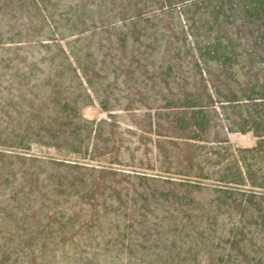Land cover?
Returning <instances> with one entry per match:
<instances>
[{
    "label": "trees",
    "instance_id": "trees-1",
    "mask_svg": "<svg viewBox=\"0 0 264 264\" xmlns=\"http://www.w3.org/2000/svg\"><path fill=\"white\" fill-rule=\"evenodd\" d=\"M51 1L0 0V51L58 46L73 68L68 78L62 65L41 76L20 64V70H0V89L5 91L0 114L6 124L0 136V218L28 217L38 209L36 201L63 198H77L75 214L84 204L99 212L98 197L105 196L104 203L112 206L119 195L116 185L104 182L133 176L179 188L155 186L148 197L158 196L165 203L168 226L180 229L181 246L175 232L168 252L176 248L193 262L180 264H198L199 257L206 258L204 264H264V0H100L128 3L97 9L72 0L76 8L61 10L50 7ZM94 37L139 42L131 51L129 70L138 65L148 69L153 64L149 59L165 57L172 49L188 68L174 75L176 80L164 72L162 86L153 83L143 93L138 90L134 99L139 97L135 101L141 106L134 101L121 108L148 120L151 131L138 123L133 127L142 136L157 137L151 142L161 168L121 162L122 147L115 146L114 135L102 136L105 126L118 127L113 117H83L84 107L98 103L94 77L99 75L91 79L86 63L95 55L70 51L62 43ZM139 54L144 62L136 64ZM162 68L171 72L174 63L164 61ZM84 97L89 102L82 103ZM248 132L258 139L254 147L230 145L231 133ZM39 162L82 173L72 181L62 177L59 189H45L38 196L40 177L32 166ZM124 166L132 172L122 170ZM204 190L213 191L209 202L196 196ZM223 208L231 213L227 218L221 216ZM75 255L84 257L85 251ZM47 256L55 264L61 258L57 250L0 248V264H38Z\"/></svg>",
    "mask_w": 264,
    "mask_h": 264
},
{
    "label": "rangeland",
    "instance_id": "rangeland-1",
    "mask_svg": "<svg viewBox=\"0 0 264 264\" xmlns=\"http://www.w3.org/2000/svg\"><path fill=\"white\" fill-rule=\"evenodd\" d=\"M72 0H52L50 7H57L73 9L77 6L71 3ZM87 1L89 8L97 9V7L117 8L127 4L117 3H103L100 0H82L80 3ZM92 6V7H91ZM172 21V18L166 22ZM47 30V29H46ZM44 32V31H43ZM64 40L63 46L76 52L83 54L87 50H91L95 58L89 63L88 74L92 79L94 74L97 90L95 96V105H88L84 107L82 115L91 120L107 119L113 117V121L117 124L116 129L111 126H105L103 130V137H111L114 135L116 140L115 146L122 147L120 160L126 164H136L147 166L150 164L152 168H161L157 159V151L155 149L156 136L152 133L141 135L134 124H142V127L149 130V122L142 116L121 111V108L129 106L139 97L135 98L138 90L142 93L146 90V85L152 86L153 83L162 86L163 73H171L172 78L176 74L187 73L188 68L181 65L180 60L174 54L167 53L165 57L154 55L148 62L153 64L148 69L141 70V65L138 68L129 70L127 65L133 61L132 50L137 48L139 42L126 43L118 40V38H109L101 40L99 37L88 38L81 40V42ZM36 48L30 50H21V53L8 52L6 50L0 51V70H23L28 68L37 75L41 76L46 73H53L60 70L59 66H64V70L68 78L73 69L70 66V61L66 60L64 54L60 51L58 46H47L46 44H39ZM91 51L87 53L90 54ZM87 54V56H89ZM163 55V54H162ZM139 63L142 60L141 54L138 56ZM8 59H15L14 61ZM135 59V58H134ZM171 60L174 63V70H162L164 61ZM20 64L21 67L17 66ZM75 67V65L73 66ZM140 70V72H139ZM27 71V70H26ZM133 71L134 73L130 72ZM156 75L154 80L147 77ZM176 80V79H175ZM141 88V89H139ZM160 87H157L159 90ZM5 91L0 89V98ZM94 99V98H93ZM89 102V99L84 97L82 103ZM151 101L150 103H153ZM101 104L105 108L101 107ZM141 106L140 101L133 103ZM4 117L0 114V136L6 132V124ZM155 132L156 124L152 125ZM124 143H121V139ZM145 138V140H144ZM154 140V143L151 140ZM139 142H142L141 145ZM258 142L257 137L253 132L248 133H231L229 136V143L233 147L248 148L254 147ZM100 150H103V144L100 145ZM168 147V146H167ZM90 150H93L92 146ZM116 151V150H115ZM33 170L39 175V186L36 194L42 195L45 189L58 188L60 179L62 177L70 178L81 176L82 171H75L67 167L52 166L51 164L36 163L33 164ZM118 167H120L118 165ZM30 169V168H29ZM28 169V170H29ZM131 167L124 166L122 170L131 173ZM150 172V171H148ZM55 176L54 179H49V176ZM114 178V177H113ZM108 178L104 184L116 185V190L119 195H114L113 200L116 203H104L105 196H100L97 199L100 211L93 212L91 207L84 204L83 210L75 214L73 212L77 198L56 200L53 203L36 201L38 209L32 211L28 217L23 215L9 216L4 219L0 218V248L8 250H18L21 248L34 250H57L58 255L61 256L57 260V264H180L181 262L193 263L192 260L184 259V256L178 254V249H173L169 254L168 250L171 248V240L178 234L176 241L177 245L182 244L180 241V229L176 225L168 226L165 217L166 208L164 202L148 197V194L153 188H171V190L178 191L179 188L170 187L169 184L163 182L152 183L151 181L140 180L138 178L120 175L117 178ZM46 185L44 188L42 186ZM168 185V186H166ZM81 187H76L74 190H80ZM69 193V192H68ZM186 193V192H185ZM70 194V193H69ZM110 194V191H108ZM212 190H204L202 193H196V196L209 202L212 198ZM41 198V196L39 197ZM60 203V205H57ZM94 203L96 201L94 200ZM54 212L51 216V208ZM45 207V208H44ZM87 207V208H86ZM43 208V209H41ZM85 208V209H84ZM221 216L227 218L231 213L227 209L221 210ZM34 216H36L34 218ZM168 217V216H167ZM224 218V217H222ZM173 229V231H172ZM179 229V230H178ZM176 234V235H177ZM85 251V256L80 257L75 255L76 252ZM67 252L66 256H63ZM63 256V257H62ZM46 259L38 261V264H55V260L47 256ZM197 261L205 263L206 258H201ZM16 259V257H13ZM50 262H49V261ZM21 264V263H18ZM28 264V263H25Z\"/></svg>",
    "mask_w": 264,
    "mask_h": 264
}]
</instances>
